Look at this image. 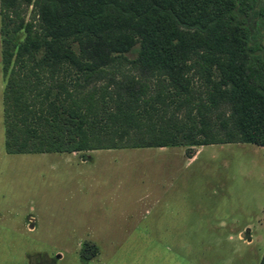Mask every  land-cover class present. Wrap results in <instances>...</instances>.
I'll list each match as a JSON object with an SVG mask.
<instances>
[{"label": "rangeland", "instance_id": "obj_1", "mask_svg": "<svg viewBox=\"0 0 264 264\" xmlns=\"http://www.w3.org/2000/svg\"><path fill=\"white\" fill-rule=\"evenodd\" d=\"M72 47L78 54L74 40ZM1 49L0 33V264H258L264 251V146L220 142L198 149L180 142L86 154L7 153L2 96L9 68ZM124 55L123 71L139 75L130 62L137 52ZM198 60L196 54L184 58L190 67L175 68L173 77L163 71L139 75L150 85L143 95L170 89L178 102L189 99L175 111L179 118L195 103L222 132L230 108L220 99L210 102L223 88L216 89L220 69ZM49 70L46 81L51 71L58 82L80 75L66 64ZM121 79L118 72L89 85L133 96L120 88Z\"/></svg>", "mask_w": 264, "mask_h": 264}, {"label": "trees", "instance_id": "obj_2", "mask_svg": "<svg viewBox=\"0 0 264 264\" xmlns=\"http://www.w3.org/2000/svg\"><path fill=\"white\" fill-rule=\"evenodd\" d=\"M0 14L1 57L9 68L2 96L7 153L180 142L264 146V0H0ZM132 49L140 76L173 77L191 54L203 66L217 65L216 89L223 88L210 102L230 108L223 131L213 130L195 103L179 118L175 111L189 99L178 102L170 89L144 96L150 85L123 71ZM56 64L80 75L58 82L51 71L46 81ZM118 72L120 88L133 96L89 85Z\"/></svg>", "mask_w": 264, "mask_h": 264}, {"label": "crops", "instance_id": "obj_3", "mask_svg": "<svg viewBox=\"0 0 264 264\" xmlns=\"http://www.w3.org/2000/svg\"><path fill=\"white\" fill-rule=\"evenodd\" d=\"M210 144H212V143H210ZM203 145H204V144H202V145H197V148L200 149V148L203 147ZM198 149H197V150H196L191 156H188V157H187V159H188L189 161H193V160H194V158H195V157L197 156V154H198V152H197ZM92 150H94V149H92ZM92 150H91V151H92ZM91 151H90V150H87V151H72V152H69V153H74V152H75V153H76V152H79V153H80V152H81V154H82V153L86 154L85 152H91ZM81 156H82V158H84V155H81ZM189 161H188V162H189Z\"/></svg>", "mask_w": 264, "mask_h": 264}]
</instances>
